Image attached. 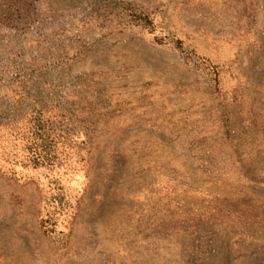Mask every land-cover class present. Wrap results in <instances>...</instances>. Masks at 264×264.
I'll list each match as a JSON object with an SVG mask.
<instances>
[{
	"label": "rangeland",
	"instance_id": "1",
	"mask_svg": "<svg viewBox=\"0 0 264 264\" xmlns=\"http://www.w3.org/2000/svg\"><path fill=\"white\" fill-rule=\"evenodd\" d=\"M0 264H264V0H0Z\"/></svg>",
	"mask_w": 264,
	"mask_h": 264
}]
</instances>
